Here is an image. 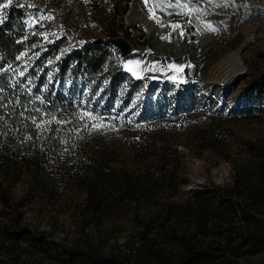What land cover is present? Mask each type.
<instances>
[{"label": "rangeland", "instance_id": "1", "mask_svg": "<svg viewBox=\"0 0 264 264\" xmlns=\"http://www.w3.org/2000/svg\"><path fill=\"white\" fill-rule=\"evenodd\" d=\"M150 1L161 18L180 23L199 47L202 67L190 71L198 72V81L135 79L123 71L109 41L122 38L136 51L148 45L139 24H125L127 0H0V25L6 32L32 31L19 39L23 50L13 60L0 52V87L16 102L36 104L42 111L57 112L72 104L96 130L91 145L105 149L116 168L128 172L150 168L176 176V193L164 192L162 198L180 200L192 194L180 189L196 173L206 176L197 190L228 187L236 172L251 170L256 160L251 145L264 142V0ZM251 30L257 36L241 54L245 74L226 87L208 82ZM54 31L60 32L58 38L45 42ZM58 41H63L61 46L83 45L55 50L53 43ZM95 41L108 44L100 53L101 72L65 57ZM145 61L134 63L147 65ZM223 166L226 173L217 184L213 173ZM31 190L24 177L11 188L14 199L22 202L25 221L56 240H77L80 231L71 213L84 199L83 189L66 187L54 197ZM11 211L0 203L1 218L10 217ZM117 241L123 242L110 240L109 246ZM240 264H264V250Z\"/></svg>", "mask_w": 264, "mask_h": 264}, {"label": "trees", "instance_id": "2", "mask_svg": "<svg viewBox=\"0 0 264 264\" xmlns=\"http://www.w3.org/2000/svg\"><path fill=\"white\" fill-rule=\"evenodd\" d=\"M31 34L0 25V52L13 60L23 50L19 39ZM62 44L54 42V49ZM107 45L95 41L65 57L101 72ZM95 133L72 104L42 111L0 87V203L12 209L7 219L0 216V264H240L264 250L263 141L251 145V170L236 172L230 186H205L173 200L161 194L176 193L174 174L116 168L105 149L91 145ZM21 177L31 191L52 197L66 187L83 189L71 213L77 240H56L25 221L11 193ZM118 238L123 242L110 247Z\"/></svg>", "mask_w": 264, "mask_h": 264}, {"label": "bare ground", "instance_id": "3", "mask_svg": "<svg viewBox=\"0 0 264 264\" xmlns=\"http://www.w3.org/2000/svg\"><path fill=\"white\" fill-rule=\"evenodd\" d=\"M237 3V2H236ZM85 10V8L83 9ZM156 9L153 8V3L150 0H133L131 2L130 10L126 16L127 22L130 24H139L150 40V44L147 47L148 51H152L151 55L154 56L152 60H148L147 70L151 75H155L157 80L180 83V84H192L198 81V72L194 75H190V71L194 68L200 70L202 67L200 59L198 57L199 47H194L190 38L187 36L185 30L178 25L171 27V25H164V22L157 17ZM249 21V20H248ZM246 21V22H248ZM247 25V24H246ZM184 30V32H183ZM59 31H54L53 36H59ZM57 35V36H56ZM177 37L178 42L181 43V50L178 45H174L171 48L172 57L182 56L183 63L179 65L177 70L170 72L168 68L163 65V53L168 52V46L162 41H157V37L167 39L166 37ZM96 36L100 37V34ZM257 32L251 30L246 34V39L243 44L233 50L221 63L222 69L215 76L212 74L209 77L210 83H216L220 87H226L234 82L236 79L245 74L248 70L243 67V60L241 54L243 49L252 43L256 42ZM112 41V40H111ZM116 45L117 54L123 56L130 54L131 59L143 60L145 53L136 51L128 42L122 38L114 39ZM159 54V55H157ZM147 55V54H146ZM145 55V57H146ZM196 61L195 64L191 62ZM242 62V63H241ZM158 66L157 68H155ZM155 69V70H154ZM154 72V73H153ZM215 73V72H214ZM143 75V74H142ZM198 165V164H197ZM200 169V168H199ZM223 170V171H222ZM222 170H217L213 174L216 181L221 182L226 173V168L223 166ZM206 180L205 174H194L192 181H203Z\"/></svg>", "mask_w": 264, "mask_h": 264}, {"label": "water", "instance_id": "4", "mask_svg": "<svg viewBox=\"0 0 264 264\" xmlns=\"http://www.w3.org/2000/svg\"><path fill=\"white\" fill-rule=\"evenodd\" d=\"M74 6H78L77 4H75ZM130 6H131V3H130ZM130 6L125 14V24L128 25L127 21H126V16L130 10ZM157 17L159 19H161L163 22H164V25H171L172 28H174V26L178 25L180 28H181V25L180 23L178 22H168L166 19H163L161 18L158 14H157ZM34 25L33 23H30L29 24V27L32 28ZM184 32V30H183ZM53 34L49 35L46 39H45V42H48V41H51V40H55L57 39L58 37H54L52 36ZM147 36V34H146ZM147 40H148V45H149V39H148V36H147ZM157 41H164V44L168 46V52L165 54L163 53V57L161 58V60H163V65L169 69L170 72L172 71H175L177 70V68L179 67V65H182L183 63V58L182 56H176L175 58L172 57V53H171V48L172 46L174 45H178L179 46V49L181 50V43L178 42V39L175 37V38H170V39H164V38H157ZM190 41L192 42V40L190 39ZM109 43H111L114 47V51L112 53V56H114L115 54H117L116 52V45H115V42L114 41H109ZM82 44L78 45V44H74V45H70V44H64L63 46L60 47V50L61 51H68L70 48H77V47H80L82 46ZM147 45V47H148ZM144 48V49H141L139 52L141 53H145L144 57L145 58V62H147L148 60H152L154 58L153 55H151L152 51H148V49ZM118 57H119V61H120V65L123 69L124 72L130 74L133 78L135 79H144V78H149L150 80H157L156 76L155 75H151L149 72H145L147 70V67L148 64L146 65L145 64H142L141 66H136L135 63H134V58L131 59V56L130 54L128 55H119L117 54ZM159 55V54H157ZM148 63V62H147ZM196 61H193L191 62V64H195ZM242 63V62H241ZM158 66H156L155 68H157ZM143 74V75H142ZM216 183L218 184L219 182L216 181ZM200 185H202V182L200 181H192L190 180V182L184 186L183 188L180 189V192L188 195L192 192H194L195 190L199 189Z\"/></svg>", "mask_w": 264, "mask_h": 264}]
</instances>
